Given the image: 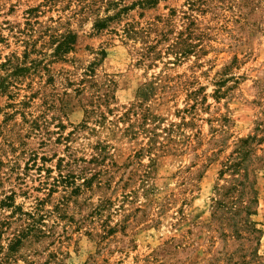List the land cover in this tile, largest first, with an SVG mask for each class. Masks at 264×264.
<instances>
[{
    "label": "rangeland",
    "instance_id": "1",
    "mask_svg": "<svg viewBox=\"0 0 264 264\" xmlns=\"http://www.w3.org/2000/svg\"><path fill=\"white\" fill-rule=\"evenodd\" d=\"M127 24L169 30L146 40L158 51L150 64L138 59L143 40L124 37ZM69 30L74 50L57 60L50 35ZM179 32L186 55L177 60ZM110 79L119 109L158 117L153 153L134 157L147 138L112 134L103 188L96 179L79 195L65 197L63 187L49 195L57 156L67 153L59 133L83 121ZM145 87L153 91L143 101ZM34 123L41 136L29 131ZM248 136L263 138L264 157V0H0V264H264V167L252 217L262 234L224 236L241 208L213 202L226 197L214 189L221 160ZM96 139L80 131L70 146L88 157ZM36 207L49 237L17 245L23 213Z\"/></svg>",
    "mask_w": 264,
    "mask_h": 264
},
{
    "label": "trees",
    "instance_id": "2",
    "mask_svg": "<svg viewBox=\"0 0 264 264\" xmlns=\"http://www.w3.org/2000/svg\"><path fill=\"white\" fill-rule=\"evenodd\" d=\"M34 10L32 9V11ZM124 10L126 8L120 9L114 15H108L98 19L94 24V28L97 31L107 28L109 23L120 16ZM171 22L172 20L167 19L164 24L169 26ZM156 28L157 30H154ZM153 30L161 37H166L169 31L163 28L160 29L157 26L154 28V24L150 25L146 30L136 27L134 24H127L123 33L127 39L134 41L143 40L146 44L145 52H139L140 56L138 58L139 61L145 64H150L155 59L156 54H158L152 42L146 41L151 37L150 33ZM50 40L51 44L55 45L52 56L59 60L74 50L77 35L71 30L64 33L56 32L50 35ZM171 47L175 50L177 60H180V56L186 55V50L185 52L180 51V32L172 40ZM26 70H30V68ZM115 86V82L110 79L109 83L105 86L96 88L94 98L91 99L85 108L83 121L80 124L72 126L73 129L69 132L64 133L61 131L59 133L57 140L65 143L67 153L64 156H57L55 169L57 175L54 176V183L49 188V195L54 189L60 187H63V190L66 192L65 197L79 195L92 188L93 182L96 179H98V185L103 188L109 181L104 177L109 169L103 168V165H105L107 160L112 159L113 156L108 142L112 134L121 133V135L131 139H138L139 136H142L144 139L147 138V142L141 146L139 151H136L134 157H139L146 153H153L156 138L159 134L151 126L157 125L160 122L158 117L148 110L139 112L138 110L126 109L122 111L119 109L115 105ZM152 91L153 88L145 87L140 89L138 95L143 101H146ZM131 108H143V103L134 104ZM126 122L127 126L122 128L120 124ZM58 127L60 130L66 128L62 123ZM28 129L31 131V134L33 133L36 136L42 135L41 126L37 125V123L32 124ZM80 131H86L88 134H93L97 137L95 141H89L87 149H85L86 152H82L83 155H88V157L78 156L77 152L70 146V142L74 141L77 133ZM223 132H226L224 128ZM104 135L105 139H102L101 137ZM262 141L263 138H259L258 136L239 138L234 143V150L220 162L221 169L219 170L218 182L214 189L216 192L224 190L226 197L213 199L214 207L217 209L227 204H235L241 208V214H235L234 226L231 228V233L228 232L229 228L226 225L222 226V234L226 237L233 236L238 239H243L246 238L245 233L262 234V230L258 229L256 222L252 220V217L258 212L259 206V192L257 188L258 172L264 167V157H261L257 153V145ZM222 151L220 149L218 151L219 153H213L211 157H208V160L210 162L214 161ZM42 159L46 160V157L43 156ZM93 165L100 168L91 167ZM47 171L49 174L53 172L51 168H48ZM219 181H223L224 183L220 184ZM101 204L104 208H107L111 202L109 199H104ZM35 210L31 213H23L25 216L23 224L14 238L17 245L29 241L32 238L49 237L48 232L44 229L45 218L43 211L38 207ZM112 230L113 228L109 226V228L103 231L108 234Z\"/></svg>",
    "mask_w": 264,
    "mask_h": 264
}]
</instances>
